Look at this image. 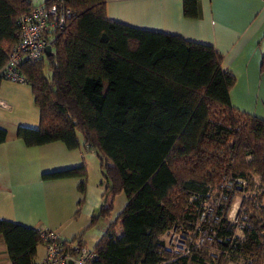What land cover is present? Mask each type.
Returning <instances> with one entry per match:
<instances>
[{
    "label": "trees",
    "instance_id": "1",
    "mask_svg": "<svg viewBox=\"0 0 264 264\" xmlns=\"http://www.w3.org/2000/svg\"><path fill=\"white\" fill-rule=\"evenodd\" d=\"M54 2L73 15L55 34L49 55L20 65L39 124L18 126L16 136L26 146L61 141L75 149L80 133L104 181L89 226L62 243L68 249L85 245L86 230L103 219L107 225L90 264H264V118L232 105L236 77L223 69L222 54L178 35L111 21L106 0L40 3ZM34 6L31 0H0V69L18 39L20 16ZM182 6L186 17L199 15L198 0H182ZM259 70L264 74V52ZM6 136L0 127V143ZM71 177L82 178L77 218L87 183L84 164L41 175ZM241 179L254 196L233 222L224 199L213 203L209 197L221 182L236 187ZM120 193L126 204L110 221ZM209 205L213 213L200 220ZM172 228L189 234L188 253L159 242ZM0 236L10 264H35L43 244L39 230L0 219Z\"/></svg>",
    "mask_w": 264,
    "mask_h": 264
},
{
    "label": "crops",
    "instance_id": "2",
    "mask_svg": "<svg viewBox=\"0 0 264 264\" xmlns=\"http://www.w3.org/2000/svg\"><path fill=\"white\" fill-rule=\"evenodd\" d=\"M198 11L196 18L186 17L182 0H106L105 4V14L111 21L211 45L222 54L223 69L230 70L237 79L249 69L259 68L264 52V0H198ZM0 101V127L7 133L0 143V219L39 231L51 230L62 240H70L89 226L92 214L102 202L104 181L95 152L83 145L80 133V145L75 149H68L61 141L26 146L17 138L18 126L36 128L39 124V109L28 82H12L0 76ZM81 164L86 169L87 183L81 212L73 218L82 198L77 190L82 178L43 180L41 175ZM125 204L123 193L115 196L110 221ZM106 225L107 222L99 230L85 232L83 243L93 248ZM165 235L159 237L162 245ZM44 255L41 243L36 248L34 263L39 264ZM0 264H10L1 236Z\"/></svg>",
    "mask_w": 264,
    "mask_h": 264
},
{
    "label": "built area",
    "instance_id": "3",
    "mask_svg": "<svg viewBox=\"0 0 264 264\" xmlns=\"http://www.w3.org/2000/svg\"><path fill=\"white\" fill-rule=\"evenodd\" d=\"M60 1V0H59ZM73 15L70 8L64 7L60 2L50 5L37 3L27 14L19 18V34L17 41L6 52V62L0 70V76L12 82L25 83L27 78L20 70L25 61L35 62L45 54L46 46H52L55 34L65 25L68 18ZM51 51V49H50ZM2 103V101H0ZM213 208L206 207L201 212L200 220L206 214H211ZM167 232H179L177 241L188 243L189 234L181 228H172ZM40 236L45 247V255L39 264H90L96 254L91 247L75 245L69 249L62 243L60 236L51 230H40ZM181 248V245H177ZM181 253H188V245L181 248Z\"/></svg>",
    "mask_w": 264,
    "mask_h": 264
},
{
    "label": "rangeland",
    "instance_id": "4",
    "mask_svg": "<svg viewBox=\"0 0 264 264\" xmlns=\"http://www.w3.org/2000/svg\"><path fill=\"white\" fill-rule=\"evenodd\" d=\"M31 1L34 3L38 0ZM259 71V68H252L249 69V72L244 74V76L239 75L238 79L236 78L235 86L231 95V103L234 107L241 111L264 118V74L260 73ZM245 186L247 185L244 179H241L240 183H238V186L236 187L232 185L231 181L227 180L221 182L219 186L214 188L215 190H213L211 193L209 201L218 203L220 199H224L227 207L225 212L227 219L237 222L239 217H241L245 212V204L247 200L249 201V199L254 196V193L251 191L252 189L247 188L246 190ZM221 189H225L226 194H223ZM212 213L213 210L211 214ZM105 224L106 222L103 219H98L93 226L86 230V232H88L90 229L99 230L105 226ZM238 234L242 236L240 230H238ZM177 235H179V232H167L164 236L165 247L171 250V252H175V250L182 251L181 248L188 245V243L186 244L187 240L184 241L185 243L183 244H181V239L177 241ZM177 245H181V248H179ZM243 262L244 261L242 259H238L237 261L229 262L227 264H243Z\"/></svg>",
    "mask_w": 264,
    "mask_h": 264
},
{
    "label": "water",
    "instance_id": "5",
    "mask_svg": "<svg viewBox=\"0 0 264 264\" xmlns=\"http://www.w3.org/2000/svg\"><path fill=\"white\" fill-rule=\"evenodd\" d=\"M45 55H49L50 53V46H46L44 49ZM68 264H71V262H69Z\"/></svg>",
    "mask_w": 264,
    "mask_h": 264
}]
</instances>
